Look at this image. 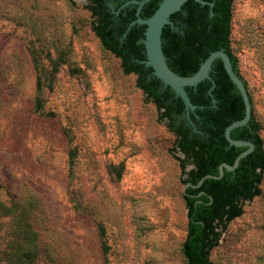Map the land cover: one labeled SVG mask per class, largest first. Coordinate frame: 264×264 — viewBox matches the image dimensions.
Returning <instances> with one entry per match:
<instances>
[{"label": "rangeland", "instance_id": "obj_1", "mask_svg": "<svg viewBox=\"0 0 264 264\" xmlns=\"http://www.w3.org/2000/svg\"><path fill=\"white\" fill-rule=\"evenodd\" d=\"M87 6L0 0V201L39 203L36 264H187L189 164L137 75L103 47ZM232 52L264 139V0H235ZM33 56L53 116L35 111ZM210 260L264 264V175Z\"/></svg>", "mask_w": 264, "mask_h": 264}, {"label": "trees", "instance_id": "obj_2", "mask_svg": "<svg viewBox=\"0 0 264 264\" xmlns=\"http://www.w3.org/2000/svg\"><path fill=\"white\" fill-rule=\"evenodd\" d=\"M88 1L86 8L92 14V28L103 47L121 60L126 74L137 75L139 87L162 111L170 131L176 136L177 149L184 156L183 159L178 158L182 169L185 170L187 164L194 165L187 172L185 185H198L207 175H219L223 163L234 165L237 157L247 148L231 146L225 138V130L233 122L244 118L245 105L222 60L217 59L213 64L211 77L216 86L212 92L213 82L209 80L197 88L186 89L192 102L203 107L191 113L189 118L182 99L175 91L153 76L151 68L141 64L147 59L144 46L146 27L135 25L126 34L129 25L137 18L138 5L131 3L115 15L114 12L121 6L133 0ZM205 1L214 3V7L211 9L190 0L181 11L172 15L174 27L167 25L162 33L163 52L169 67L183 77L193 76L211 53L222 49L228 53L235 72L247 87L252 104L249 124L234 129L232 138L253 142L255 149L241 160L238 169L226 171L221 180L206 179L200 188L187 189L184 199L188 206V234L182 247L187 264H213L210 255L219 246L222 230L244 214L247 201L261 195L264 175L262 126L255 117L253 98L232 52L235 0ZM160 4V0L146 4L141 17H151ZM33 63L38 73L35 111L53 116L43 111L40 59L33 56ZM73 156L72 153V160ZM111 168L113 172L117 171V167ZM39 211V203L31 199L10 205L0 201V219H8L5 237L9 239L0 250V260L5 264H36L40 259ZM105 251L107 253V246Z\"/></svg>", "mask_w": 264, "mask_h": 264}, {"label": "water", "instance_id": "obj_3", "mask_svg": "<svg viewBox=\"0 0 264 264\" xmlns=\"http://www.w3.org/2000/svg\"><path fill=\"white\" fill-rule=\"evenodd\" d=\"M151 1L153 0H133L125 3L119 8L118 11L114 13L115 15H118L121 10L125 9L131 3L138 5V9L136 12L137 18L129 25L126 34L135 25L146 27L144 46L146 49L147 59L141 61V64L145 65L147 68H151L153 70V76H155L158 80L162 81L165 86L171 87L175 91L177 97H180L182 99L188 117L190 118L191 113H195L198 109H203V107H199L192 102L186 89L197 88L199 84L205 82L206 80H209L213 82V87L211 89L212 92L216 84L211 77V72L213 70V64L217 59L222 60L228 76L239 89L245 105L244 118L233 122L226 128L225 138L231 146L246 147L247 149L237 157L234 165L223 163L220 166L219 175H207L206 177L200 180L198 185H192L191 183L186 184L184 189V195H187V189L189 187H193L195 189L200 188L204 184L206 179L221 180L225 176L226 171H235L240 166L241 160L248 157L254 151L255 145L253 142L232 138V131L234 129L247 126L249 124L252 117V104L244 81L235 72L232 60L224 49L211 53L209 57L201 64L199 70L193 76L190 77L180 76L169 67L167 63V58L163 52V29L167 25H171L172 27H174L173 22L171 20L172 15L181 11L182 7L190 0H160L161 4L159 8L155 11V13L148 19H143L141 17V11L143 7ZM193 1L202 6H209L211 9L214 7V3L212 2H208L205 0ZM86 3L89 4V1L86 0ZM211 15H213L212 10ZM213 102L216 104L215 99L213 100ZM193 168L194 165L190 163L187 169L188 171H190Z\"/></svg>", "mask_w": 264, "mask_h": 264}, {"label": "flooded vegetation", "instance_id": "obj_4", "mask_svg": "<svg viewBox=\"0 0 264 264\" xmlns=\"http://www.w3.org/2000/svg\"><path fill=\"white\" fill-rule=\"evenodd\" d=\"M109 6L111 7V5L109 4ZM150 79V76H148V80Z\"/></svg>", "mask_w": 264, "mask_h": 264}]
</instances>
